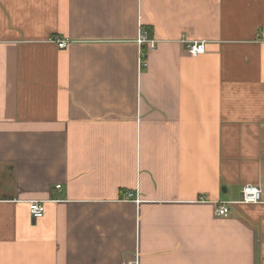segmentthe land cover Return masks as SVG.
<instances>
[{
	"label": "crops",
	"instance_id": "1",
	"mask_svg": "<svg viewBox=\"0 0 264 264\" xmlns=\"http://www.w3.org/2000/svg\"><path fill=\"white\" fill-rule=\"evenodd\" d=\"M128 261L264 264V0H0V264Z\"/></svg>",
	"mask_w": 264,
	"mask_h": 264
},
{
	"label": "built area",
	"instance_id": "2",
	"mask_svg": "<svg viewBox=\"0 0 264 264\" xmlns=\"http://www.w3.org/2000/svg\"><path fill=\"white\" fill-rule=\"evenodd\" d=\"M145 42V37L143 33L140 34L139 38V43ZM57 44L60 48H65L68 44L67 40L63 39H58ZM151 47H154V42H150ZM188 49L190 53L193 55H198V54H203L205 53V42L204 41H190L188 44ZM140 65L142 67H145L147 65V62L145 60V53L142 51L141 56H140ZM57 187H60L58 185ZM133 193L132 192H125L123 195V198L126 200H131L133 198ZM262 200V191L259 186L256 185H245L243 190H242V196L241 198L237 201L238 203H258ZM29 211L31 216L34 219H39L44 216L45 213V206L42 201L38 200H33L29 203ZM216 213L219 216L226 217L230 214V207L228 205V202H216ZM124 264H133L132 262H125Z\"/></svg>",
	"mask_w": 264,
	"mask_h": 264
}]
</instances>
